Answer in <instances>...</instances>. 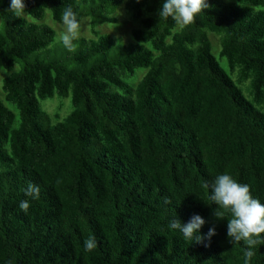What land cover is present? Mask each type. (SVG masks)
Instances as JSON below:
<instances>
[{"label": "trees", "instance_id": "16d2710c", "mask_svg": "<svg viewBox=\"0 0 264 264\" xmlns=\"http://www.w3.org/2000/svg\"><path fill=\"white\" fill-rule=\"evenodd\" d=\"M10 3L0 0V70L54 42L47 12L61 24L71 6L91 18V37L3 79L0 264H246L208 185L229 174L264 203V0H207L183 28L159 18L162 0H24L32 21ZM121 9L135 24L124 43L98 30ZM55 96L71 112L52 125L40 102ZM30 185L38 197L25 195ZM194 215L201 236L216 235L196 243L168 228ZM254 252L247 264H264V245Z\"/></svg>", "mask_w": 264, "mask_h": 264}, {"label": "clouds", "instance_id": "9594fccd", "mask_svg": "<svg viewBox=\"0 0 264 264\" xmlns=\"http://www.w3.org/2000/svg\"><path fill=\"white\" fill-rule=\"evenodd\" d=\"M139 3L140 0H137ZM207 0H162L158 9L159 18H172L176 26L183 28L190 25L197 16L207 8ZM8 13H13L16 17L26 14L24 0H11ZM62 30L56 37V42L62 44L64 48L72 51L74 42L79 39L82 29V20L78 18L71 6L67 7L60 18ZM210 188L211 204L217 205L214 216L217 220H225V213L230 214L227 219V236L231 244L246 242L245 250L246 264L255 254L254 246L264 245V203L251 195L247 184L237 182L229 174H218L208 185ZM25 195L36 198L39 195V188L30 185ZM166 205H174L170 198H165ZM30 207L27 199L19 203V209L27 213ZM205 225V220L200 215H194L187 223H182L176 218H172L168 223V228L180 233L185 240L199 243L203 239H210L216 235L214 227L209 228L207 237L201 236L200 230ZM96 240L90 237L84 243L85 251H91L96 247ZM11 264V261L8 262Z\"/></svg>", "mask_w": 264, "mask_h": 264}, {"label": "rangeland", "instance_id": "374dc122", "mask_svg": "<svg viewBox=\"0 0 264 264\" xmlns=\"http://www.w3.org/2000/svg\"><path fill=\"white\" fill-rule=\"evenodd\" d=\"M27 20L32 21L27 15H24ZM114 18L119 19V23L116 25L112 24H105L98 28L100 34H107L113 37L119 38L122 42H128L130 40V34L132 30L135 28V24L130 21L127 14L123 9L120 11L118 10L114 14ZM90 23L91 18H86L82 20V29L81 35L79 38H90ZM44 24L51 27L56 32V37L58 33L62 30L61 24L55 23L50 16V13L47 12L46 18L44 19ZM0 30H2V23L0 22ZM213 36V35H212ZM211 42L213 45V55L219 61L220 65L225 69L228 70L227 63L225 59L219 58V49H218V38L212 37ZM56 37L54 42L49 46L46 51H40L37 53L31 54L26 60H19L15 64L14 69L11 72L6 70H0V98H3L2 93V82L3 79L14 72H18L24 62H34V61H48L54 59H60L62 54L64 53H73L76 52L77 44L74 45L72 51L67 50L62 46V44L56 42ZM142 77V73H138V79ZM236 79V77H234ZM247 85V84H245ZM245 85H241L240 88L243 90L244 95L248 97V90ZM7 106L14 111L11 105L7 104ZM40 108L43 112L47 113L50 117L51 124L54 125L59 121H63L66 116L71 112V100L70 98H60L55 96L51 99H46L40 102Z\"/></svg>", "mask_w": 264, "mask_h": 264}]
</instances>
